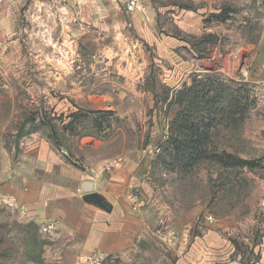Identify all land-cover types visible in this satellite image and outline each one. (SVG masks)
<instances>
[{
    "label": "rangeland",
    "instance_id": "374dc122",
    "mask_svg": "<svg viewBox=\"0 0 264 264\" xmlns=\"http://www.w3.org/2000/svg\"><path fill=\"white\" fill-rule=\"evenodd\" d=\"M222 6L221 20L230 17L234 4ZM235 7L233 22H250L237 37L230 69L225 36L215 40L218 51L205 36L181 37L192 70L206 67L238 82L235 89L245 85L250 110L239 131L219 128L214 147L223 162L206 160L193 173L179 174L166 171L158 162L161 152L155 153L171 122L172 90L153 77L133 83V61H141L137 40L143 39L134 33L122 0H2L0 264H175L177 245L167 232L177 222L190 237L218 230L231 259L249 264L264 256V68L253 63V51L241 47L263 37L264 0H238ZM213 53L216 58L207 63ZM47 147L83 169L130 155L142 161L152 156L154 182L170 217L157 219L152 239H143L126 257H78L57 229L47 231V222L32 214L35 200L22 204L21 173ZM224 153L244 163L228 166Z\"/></svg>",
    "mask_w": 264,
    "mask_h": 264
},
{
    "label": "crops",
    "instance_id": "0c3cea01",
    "mask_svg": "<svg viewBox=\"0 0 264 264\" xmlns=\"http://www.w3.org/2000/svg\"><path fill=\"white\" fill-rule=\"evenodd\" d=\"M244 1L253 3L254 0ZM256 1L262 3L263 0ZM144 2L145 12L125 14L132 22L136 36L143 39L142 44L137 40L139 48L136 52L141 61L139 64L133 61V68L137 67L133 83L153 77L155 81L160 79L161 83L170 86L172 91L168 100L172 104V120L179 110L173 102L177 92L191 83L194 74L216 72L206 67L201 71L192 70L194 62L185 57L189 47L181 35L212 37L213 41L207 40L206 43L215 51L221 48L215 40L218 42L225 36L228 42L224 49L230 69L231 53L238 49L237 37L245 35L250 18L242 25L236 19L233 22L238 0H193L188 5L174 0ZM230 3L234 4L228 10L230 17L221 20L220 14L225 9L222 5ZM172 25L176 26L175 33ZM124 26L118 25V29L122 30ZM262 36L258 44L241 45L253 51V63L260 68H264V31ZM215 58L214 54L206 62ZM43 150V155L38 151L31 160L32 167L27 162L21 173L22 204L29 206L33 204L30 201L35 200L32 214L41 222L56 223L57 237L62 241L66 239L70 250H74L78 257H126L130 251L138 250L143 239H152L151 235L159 224L157 219L170 217L171 211L161 203L159 188L154 182L152 156L142 161L138 156L130 155L83 169L64 162L52 154L49 147ZM131 191L139 192L142 197L139 212L133 211L127 200ZM177 223L167 232L168 239L177 245L175 264H248L230 258L227 242L215 228L207 229L201 236L190 237L181 230L182 223V227ZM249 264H264V256Z\"/></svg>",
    "mask_w": 264,
    "mask_h": 264
},
{
    "label": "trees",
    "instance_id": "16d2710c",
    "mask_svg": "<svg viewBox=\"0 0 264 264\" xmlns=\"http://www.w3.org/2000/svg\"><path fill=\"white\" fill-rule=\"evenodd\" d=\"M210 37H206L207 41ZM215 73L194 74L173 102L179 106L167 130V139L160 145L158 162L168 172L190 174L206 160L219 157L214 139L219 128L239 131L250 110V96L245 85ZM231 163L240 166L243 159L224 153ZM223 162V159H219ZM225 163V162H224Z\"/></svg>",
    "mask_w": 264,
    "mask_h": 264
},
{
    "label": "built area",
    "instance_id": "2783aa9c",
    "mask_svg": "<svg viewBox=\"0 0 264 264\" xmlns=\"http://www.w3.org/2000/svg\"><path fill=\"white\" fill-rule=\"evenodd\" d=\"M1 2H2V0H0V3ZM122 2L124 3L125 12L129 15H134L137 13H143L146 10L144 0H122ZM166 139H167V133L164 136V140H166ZM160 152H161V148L156 147L155 153L159 154ZM81 191L82 190H79V192H81ZM127 200L130 203V206H131L133 211L139 212L141 210L142 197H141L139 192H137V191L129 192L127 195ZM207 221L210 223L214 222L213 217L209 216L207 218ZM45 228L49 232L53 231L56 229V223H54V222L46 223Z\"/></svg>",
    "mask_w": 264,
    "mask_h": 264
}]
</instances>
